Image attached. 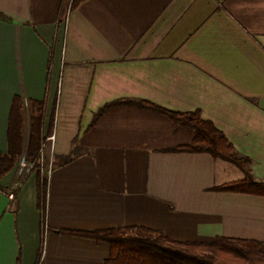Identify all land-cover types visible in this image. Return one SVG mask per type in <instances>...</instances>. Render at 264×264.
<instances>
[{"label":"crops","instance_id":"crops-1","mask_svg":"<svg viewBox=\"0 0 264 264\" xmlns=\"http://www.w3.org/2000/svg\"><path fill=\"white\" fill-rule=\"evenodd\" d=\"M71 1L0 0V152L13 97L43 102L39 170L23 151L0 178V264H104L71 232L111 227L264 241V196L212 189L264 181V0ZM118 99L199 110L243 167L171 150L194 130L152 110L93 122Z\"/></svg>","mask_w":264,"mask_h":264},{"label":"trees","instance_id":"trees-1","mask_svg":"<svg viewBox=\"0 0 264 264\" xmlns=\"http://www.w3.org/2000/svg\"><path fill=\"white\" fill-rule=\"evenodd\" d=\"M83 0H72L74 8ZM0 18L8 17L0 13ZM27 108L21 96L15 95L10 107L7 125V150L0 152V178L14 166L26 151V160L39 170L38 151L42 134L43 102L27 99ZM118 105H133L169 117L176 126H189L194 130L192 141L171 150L207 152L213 157L243 167L244 159L236 157L232 146L222 133L199 110L174 111L139 99H118L105 104L93 117L97 120L108 109ZM28 117V134L25 121ZM212 189L264 196V181L250 175ZM96 241L107 242L109 256L104 264H264V241L252 238L217 237L207 242H183L170 239L161 232L139 227H111L95 231L71 232Z\"/></svg>","mask_w":264,"mask_h":264},{"label":"rangeland","instance_id":"rangeland-1","mask_svg":"<svg viewBox=\"0 0 264 264\" xmlns=\"http://www.w3.org/2000/svg\"><path fill=\"white\" fill-rule=\"evenodd\" d=\"M28 126H29V121H28V117L26 118V121H25V134L27 135L28 134ZM43 172L44 173H47V170H48V167H43L42 168ZM42 247H44V239H43V244H42Z\"/></svg>","mask_w":264,"mask_h":264},{"label":"built area","instance_id":"built-area-1","mask_svg":"<svg viewBox=\"0 0 264 264\" xmlns=\"http://www.w3.org/2000/svg\"><path fill=\"white\" fill-rule=\"evenodd\" d=\"M52 138H53V135H50V136H48V137L46 138V140H52Z\"/></svg>","mask_w":264,"mask_h":264},{"label":"bare ground","instance_id":"bare-ground-1","mask_svg":"<svg viewBox=\"0 0 264 264\" xmlns=\"http://www.w3.org/2000/svg\"><path fill=\"white\" fill-rule=\"evenodd\" d=\"M11 197V196H10Z\"/></svg>","mask_w":264,"mask_h":264}]
</instances>
